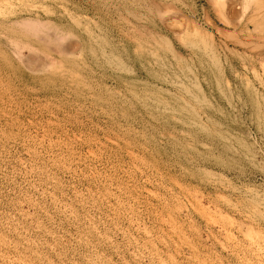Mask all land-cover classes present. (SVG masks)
Returning a JSON list of instances; mask_svg holds the SVG:
<instances>
[{
  "label": "rangeland",
  "instance_id": "374dc122",
  "mask_svg": "<svg viewBox=\"0 0 264 264\" xmlns=\"http://www.w3.org/2000/svg\"><path fill=\"white\" fill-rule=\"evenodd\" d=\"M246 5L0 0V264H264Z\"/></svg>",
  "mask_w": 264,
  "mask_h": 264
},
{
  "label": "bare ground",
  "instance_id": "6f19581e",
  "mask_svg": "<svg viewBox=\"0 0 264 264\" xmlns=\"http://www.w3.org/2000/svg\"><path fill=\"white\" fill-rule=\"evenodd\" d=\"M225 7H226V22L229 25H231L233 28H238L241 25V20L245 16L246 7H247L246 0H225ZM172 21L174 22L176 20H172ZM173 22H172V24H174L178 21H176L174 23ZM177 24L178 23H176V25Z\"/></svg>",
  "mask_w": 264,
  "mask_h": 264
}]
</instances>
